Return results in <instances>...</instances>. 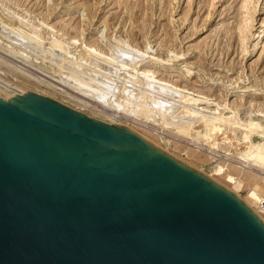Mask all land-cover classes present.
Returning <instances> with one entry per match:
<instances>
[{"label":"water","instance_id":"95a60500","mask_svg":"<svg viewBox=\"0 0 264 264\" xmlns=\"http://www.w3.org/2000/svg\"><path fill=\"white\" fill-rule=\"evenodd\" d=\"M0 264H264V223L132 128L27 91L0 98Z\"/></svg>","mask_w":264,"mask_h":264},{"label":"rangeland","instance_id":"374dc122","mask_svg":"<svg viewBox=\"0 0 264 264\" xmlns=\"http://www.w3.org/2000/svg\"><path fill=\"white\" fill-rule=\"evenodd\" d=\"M210 1L0 0V80L109 123L112 116L92 105L98 101L86 106L70 96V92L84 95L71 83H65L66 78H60L63 73L68 77V70L60 71L52 63L74 62L85 75L115 73L117 66L102 57L96 60L88 55L86 45H93L103 56H118L127 64L120 69V79H124L135 72L131 60L118 55L121 53L115 48L119 40H124L140 49L135 51L141 58L139 70L151 69L154 77L180 84L190 97L196 98L193 105L174 98L179 103L175 110L187 105L199 109L207 118L215 114L234 121V125L224 123L220 131L239 139V150L227 153L223 144L210 148L207 142L212 137L197 141L190 136L179 137L155 118L142 124L120 115L118 123L132 126L156 145H166L171 155L224 185L232 187L239 180L242 187L238 196L247 204L260 207L264 205V173L255 168L250 172L238 162L248 144L255 143L264 132V0H249L244 10L240 9L242 0H217L214 7ZM243 17L248 19L242 29L244 42L238 37V24ZM29 36L34 40L30 41ZM53 39L68 48V55L54 48ZM84 98L93 100L87 95ZM252 119L260 123V131L247 136L241 123ZM193 128L191 133L204 126L198 123Z\"/></svg>","mask_w":264,"mask_h":264},{"label":"bare ground","instance_id":"6f19581e","mask_svg":"<svg viewBox=\"0 0 264 264\" xmlns=\"http://www.w3.org/2000/svg\"><path fill=\"white\" fill-rule=\"evenodd\" d=\"M216 1L217 0H211L210 1L211 6H213V5L215 6L214 3ZM139 2L140 1H138V3ZM248 2H249V0H242V2L240 4V9L244 10L247 7ZM135 3H133L134 7H135ZM136 7H137V5H136ZM247 20L248 19L243 17L241 21L239 20L240 22L238 21L239 22V24H238V37L240 39H242V41H243L242 29L245 26V24L247 25ZM12 31H14V30H12ZM19 34L24 35L21 33H19ZM24 38H26V37H24ZM29 38H31V37L29 36ZM27 40H29V39H27ZM31 40H32V38L30 39V41ZM71 40L73 41L74 44L77 43V41H75V38H72ZM52 41H53L54 48L56 47V48H58V50L62 51V53H65V55H68V51H67L68 48L66 49V47H64L63 44H61V41H58L57 39H53ZM86 47L88 48V50H87L88 55L93 56L96 60L98 58L102 57L101 59L108 61L111 65L113 64V65L117 66L118 69H116L115 73L112 72L113 74L112 73L110 74V72H105V71H102V72H104V74H102V72H99L100 74H98V73H93V71H92L93 74L87 75V73H86V75H85V72L83 69L80 68L81 67L80 65H78L74 62L73 63L67 62L68 61L67 59H66L67 60L66 63H64V64H62L63 61H62V63H61V61H59V63H52L53 66L55 64V67L57 66V68H60L59 69L60 71H61V68L68 70L67 75H66L68 77L62 76L64 73L60 76V78L61 77H63L64 79L66 78L65 81H67V82H65V83H71V86H73V88L75 90L81 92L84 96L87 95L88 97L93 99L90 101V100L84 98V96L80 97L79 95H74V92L73 93L70 92L71 93L70 96H72L76 100H78L79 103L86 104V106H87V104H91L94 100L98 101L97 102L98 104H95L96 103L95 102V103H92V105L94 107L98 108L101 112L102 111L106 112V114L109 113L114 118V119H112V117L110 116L111 119H110V121H108L109 123L121 124V123H118V121L121 120V117H119L120 115L123 117L129 118V119L132 118V119H134V120H136L142 124H145V121L147 122V121H150L152 118H155L159 122H161L163 125H165L166 127L172 128L174 131H176L177 132L176 134L179 137L184 138V137L190 136L192 138V140L195 139V141H197L199 138H203V139L208 140L209 137H212V139L210 141L208 140V142H207V143H209L210 148L218 146L220 144H223L226 147L225 151L227 153L232 152L233 149L237 153V151L239 150L238 145H240L239 139L235 138L234 136H231L230 134L221 133V131H220L221 127L223 126L224 123H227L229 125H234L235 124L234 121H229L228 119H226V117L224 118L223 116H219V115H215V114H214V116L207 118L208 116L205 117V115L203 113H201V111H199V109H195V108L191 109L187 105H184L182 107V110H180V111H178L179 109L175 110V107H178L179 103L177 104L176 103L177 101L175 102L174 98L176 100H179V102L180 101L184 102V103L191 102L192 105H193V103L196 102V98L194 99V98L190 97V95L187 94L186 91H184V89L179 87L180 84L179 85L173 84V83L169 84V82L163 78L154 77V72L151 69L139 70L137 68V66H138V63L141 61L140 60L141 58L135 52L136 50L137 51L140 50L138 47L133 46L124 40H119V44L115 45L116 50H118L121 53L118 55H124L126 58H129L128 60H131L130 62L133 63V69H135V72L133 74H129L127 78H124V79L121 78L122 80L120 79V77L122 75L120 73L121 72L120 69H121V67H123V69H124L127 64L125 65V63L123 61H121L122 59H120V58L123 57V59H124V56H122V57L120 56V58H119L120 60H118V56H117V58H115V56H113V55H107V56L104 55L103 56V54L100 51H98V49L96 47H94L93 45H86ZM144 50L145 51H143V50H141V51H143L144 53L147 52L146 46L144 47ZM117 53L118 52H116V54ZM176 54H179V53H176ZM179 55H182V54H179ZM25 59H26V57H25ZM105 69L106 68H104V70ZM125 79L130 80L132 82L123 81ZM133 82H135V83H133ZM0 88L4 89L3 92H1V94H0V98H3V99H8L9 97H11L13 95H22L24 92H27L25 90V88L15 87L12 84L7 83L3 80H0ZM59 88H60V85H59ZM60 90L63 91V89H60ZM67 92H68V90H67ZM109 107H114L115 109L114 110L109 109ZM180 107H181V105H180ZM176 112H178V113L175 114ZM179 114H182V115L178 116ZM256 122H258V121H256ZM198 123L199 124L203 123L204 129H202V130L197 129V130H194L195 131L194 133H191V130L194 129L193 125L198 124ZM259 124L260 123H255L254 119H252V120L244 121V124L242 125V123H241V126H242V128H245L246 134L248 136L249 134L258 132V130L260 131V129H258V127H260V126H258ZM128 127L132 128L136 132L140 133L138 130H136L132 126H128ZM228 133H229V131H228ZM262 135H260L261 136L260 138H257L254 140L255 143L248 144V146L246 145L247 149H246L245 155H243V153H242V155L240 154L241 160H239L238 163L240 164L241 168L250 169V172L253 168H255V169L261 171L262 173H264V132L262 133ZM145 139H146V137H145ZM146 140L149 142L152 141V139L150 140L149 138H147ZM150 143L154 144L153 142H150ZM154 145H156V144H154ZM223 145H222V147H223ZM156 146H158L162 150L166 151L167 153L169 152V154H172L167 149L166 145H164V146L163 145H156ZM212 151H214V150H212ZM200 170L202 171V169H200ZM206 175L210 179H212L213 181L214 180L216 182L218 181L219 183L224 185L221 181H219L217 178H214L212 175H210L208 173H206ZM224 186H226L230 191H232L235 195L238 196L239 190L242 187V184L238 180L234 184V186H232V187L227 186V185H224ZM256 187L259 188L261 186L256 185ZM248 204H247V206H249L256 213V215L258 217H260V219L264 223V215L262 214V211H264V205L260 204V207L256 208V207H254L250 204L248 205Z\"/></svg>","mask_w":264,"mask_h":264}]
</instances>
